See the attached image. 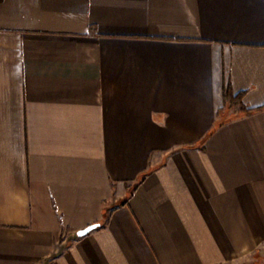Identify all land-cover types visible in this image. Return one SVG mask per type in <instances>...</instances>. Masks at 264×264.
Segmentation results:
<instances>
[{
    "label": "crops",
    "instance_id": "obj_1",
    "mask_svg": "<svg viewBox=\"0 0 264 264\" xmlns=\"http://www.w3.org/2000/svg\"><path fill=\"white\" fill-rule=\"evenodd\" d=\"M0 264H264V0H0Z\"/></svg>",
    "mask_w": 264,
    "mask_h": 264
},
{
    "label": "trees",
    "instance_id": "obj_2",
    "mask_svg": "<svg viewBox=\"0 0 264 264\" xmlns=\"http://www.w3.org/2000/svg\"><path fill=\"white\" fill-rule=\"evenodd\" d=\"M243 95V92L234 94L230 86H225L223 91L224 104L229 109H245L242 103Z\"/></svg>",
    "mask_w": 264,
    "mask_h": 264
},
{
    "label": "water",
    "instance_id": "obj_3",
    "mask_svg": "<svg viewBox=\"0 0 264 264\" xmlns=\"http://www.w3.org/2000/svg\"><path fill=\"white\" fill-rule=\"evenodd\" d=\"M98 226H99V223L90 224V225L86 226L85 228L78 230L77 235L78 236H84Z\"/></svg>",
    "mask_w": 264,
    "mask_h": 264
}]
</instances>
